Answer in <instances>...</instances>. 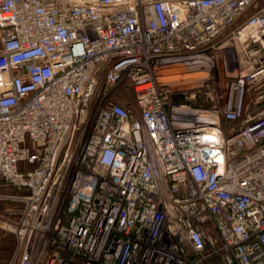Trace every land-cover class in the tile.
Wrapping results in <instances>:
<instances>
[{
	"label": "built area",
	"instance_id": "built-area-1",
	"mask_svg": "<svg viewBox=\"0 0 264 264\" xmlns=\"http://www.w3.org/2000/svg\"><path fill=\"white\" fill-rule=\"evenodd\" d=\"M257 1L0 0L18 264H264V9L218 48L223 86L210 55Z\"/></svg>",
	"mask_w": 264,
	"mask_h": 264
},
{
	"label": "rangeland",
	"instance_id": "rangeland-1",
	"mask_svg": "<svg viewBox=\"0 0 264 264\" xmlns=\"http://www.w3.org/2000/svg\"><path fill=\"white\" fill-rule=\"evenodd\" d=\"M262 9H264V0H258L254 6L249 8L224 34L217 37V39H215L213 43L211 44L210 55L212 56V60H213L212 73H213V77L215 78V81L217 84H220L223 86L227 79V74L225 73L224 69H222V67L220 66L221 61H224L225 58L224 56H222V53L220 52L218 48L222 47V45L226 43H229V45L231 46L230 44L231 35L230 34L233 31H235L249 17L258 13ZM226 60H228L227 57H226ZM228 66H229L228 73H230L229 75H231L232 74L231 71L234 69L233 67H235V65L228 63ZM184 75H183L184 77L180 76L178 78H175L174 80L178 81V80L186 79V78L189 79V80L186 79L184 82L180 81L182 82V84L181 83L180 84L183 85V84H189V83L191 84L193 82L195 83L205 77V74L194 75V76L188 75V74H184ZM197 76H199V78H196ZM114 96L115 97L124 96V98L128 102L133 101V94L129 91H126V88L124 87H120L117 93H114L112 95V97ZM9 191L6 188L4 189V192H9ZM0 195H1V192H0ZM27 196H28V193L26 191H19L18 194H14L15 199L13 201V206H10L11 204L9 205V203H7L9 202L8 200L0 199V209H2L0 210V227L4 228L6 224L8 225L10 223L16 222V220L18 219L20 213L22 212L24 208L23 199ZM10 209L12 210L10 211ZM15 246H16V238H15ZM14 250L12 251L11 255L8 257L6 263H2V264H18L17 258L14 257Z\"/></svg>",
	"mask_w": 264,
	"mask_h": 264
},
{
	"label": "crops",
	"instance_id": "crops-1",
	"mask_svg": "<svg viewBox=\"0 0 264 264\" xmlns=\"http://www.w3.org/2000/svg\"><path fill=\"white\" fill-rule=\"evenodd\" d=\"M5 188L8 191L9 190L10 191L4 192ZM19 191H26L27 193H29L27 189H23V188L17 189L5 183L4 181L0 180V192H1L0 199L8 200L9 202L7 203H9V205L11 204L10 206H13V201L15 199L14 194H18ZM11 210L12 209H10V211ZM9 245H15V236L12 233L7 232L4 228L0 227V253H2L4 250L5 251L9 250L10 248Z\"/></svg>",
	"mask_w": 264,
	"mask_h": 264
},
{
	"label": "bare ground",
	"instance_id": "bare-ground-1",
	"mask_svg": "<svg viewBox=\"0 0 264 264\" xmlns=\"http://www.w3.org/2000/svg\"><path fill=\"white\" fill-rule=\"evenodd\" d=\"M222 60V59H221ZM231 68V67H230ZM226 73L229 75L230 73H228V68L226 69ZM231 73H232V71H231ZM170 75L168 76V79H167V81H169V82H174V81H176V80H174L175 78H178V77H180V76H183L185 73L184 72H181L180 70H177V71H171L170 73H169ZM185 76V75H184ZM183 76V77H184ZM187 79V78H186ZM186 79H181V80H178V81H176V82H180V81H182V82H184ZM187 80H189V79H187ZM182 82H180V83H182Z\"/></svg>",
	"mask_w": 264,
	"mask_h": 264
},
{
	"label": "trees",
	"instance_id": "trees-1",
	"mask_svg": "<svg viewBox=\"0 0 264 264\" xmlns=\"http://www.w3.org/2000/svg\"><path fill=\"white\" fill-rule=\"evenodd\" d=\"M10 246V248H9V250H4L2 253H0V264H2V263H6V261H7V259H8V257L11 255V253H12V251L14 250V248H15V245H9Z\"/></svg>",
	"mask_w": 264,
	"mask_h": 264
}]
</instances>
